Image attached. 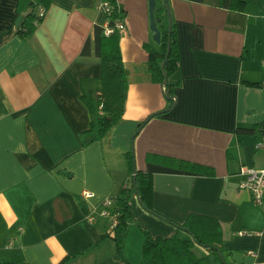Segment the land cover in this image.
Listing matches in <instances>:
<instances>
[{
	"label": "crops",
	"instance_id": "1",
	"mask_svg": "<svg viewBox=\"0 0 264 264\" xmlns=\"http://www.w3.org/2000/svg\"><path fill=\"white\" fill-rule=\"evenodd\" d=\"M40 1L0 0V264H125L110 235L113 217L101 211L130 177V150L136 167L154 175L157 212L178 223L192 213L214 216L230 264H264V204L240 187L242 166H264L257 148L264 139V0H243V9L233 8L234 0H169L181 52L170 109L149 67L148 47L160 48L149 0H117L128 92L123 117L102 139L81 136L102 113L101 59L94 44L81 54L95 26L107 24L102 0H52L24 37L21 23ZM91 94L92 110L82 99ZM150 155L211 173L158 164ZM131 205L124 255L141 264L145 227L155 237L177 227L146 210L138 195Z\"/></svg>",
	"mask_w": 264,
	"mask_h": 264
},
{
	"label": "trees",
	"instance_id": "2",
	"mask_svg": "<svg viewBox=\"0 0 264 264\" xmlns=\"http://www.w3.org/2000/svg\"><path fill=\"white\" fill-rule=\"evenodd\" d=\"M51 3L52 0H41L37 5L33 4V9L21 23V34L24 37L33 35L38 25L45 18V15H40L38 11H35L36 8L42 6L47 11ZM245 4L246 2L243 0H234L232 6L233 8L243 9ZM160 11L165 12V16L161 18L163 22L162 39L159 49L148 47L149 67L153 81L162 84L165 80L162 63L167 58L170 45V53L165 64V71L169 76V80L165 85L164 91L166 98L169 100L170 106L168 109H170L176 100L174 98L176 96V84H173L170 78L179 70L181 52L177 25L173 23L170 33L169 18L165 7H162ZM120 15H123L122 8L110 18L111 23H114L115 17ZM120 36L119 32L106 35L105 26L97 25L82 49V55H90L94 44L96 54L101 59L102 87L100 94L97 96V104L98 108L101 104L103 105V112L101 114L98 113L97 124L92 122L90 128L81 133L82 137L94 135V137L102 139L124 115L128 82L120 46ZM82 99L91 110L94 108V97L92 94L83 96ZM242 131L251 132L252 129L242 128L240 132ZM125 156L129 165L130 177L116 196V204L112 208V213L118 214V223L110 232L116 250L125 264H129L124 255V249L129 223L134 218L131 200L135 195L139 196L140 203L146 210L177 227V233L172 236L156 237L152 235L148 227H145L141 264H230L232 251L223 247L222 221L214 216L192 213L185 222L178 223L157 212L154 209L153 202L154 175L151 172L136 168L133 150L126 152ZM148 158L158 164L206 174L211 173L209 167L187 160L160 155H150ZM181 231L186 232L189 237H182L180 235ZM64 262L61 264H64ZM5 264L18 263L7 259Z\"/></svg>",
	"mask_w": 264,
	"mask_h": 264
},
{
	"label": "built area",
	"instance_id": "3",
	"mask_svg": "<svg viewBox=\"0 0 264 264\" xmlns=\"http://www.w3.org/2000/svg\"><path fill=\"white\" fill-rule=\"evenodd\" d=\"M101 7L104 9L107 15V24L105 25V34L110 35L115 32L123 33L126 29V23L124 16L120 15L115 17L114 23H111L113 15L121 9L119 2L113 0H102ZM38 13L40 15H46L47 11L44 7L38 8ZM264 15V8H263ZM101 111L103 112V105H100ZM257 148L264 150V139L260 140L257 144ZM241 174L244 175V179L240 183V187L247 189L252 194L253 202L257 205L264 204V166L262 167H252V166H242ZM85 196H93L94 193L90 191L84 192ZM116 204V196H109L103 200L101 215L112 216L113 217V227L118 223V214L112 213V208ZM95 217L91 216L93 220ZM17 238L10 240L8 247L11 248L16 244Z\"/></svg>",
	"mask_w": 264,
	"mask_h": 264
},
{
	"label": "water",
	"instance_id": "4",
	"mask_svg": "<svg viewBox=\"0 0 264 264\" xmlns=\"http://www.w3.org/2000/svg\"><path fill=\"white\" fill-rule=\"evenodd\" d=\"M150 3V19H151V28L154 32V39L157 42H161L162 39V30L159 27V22H161V18L159 17L158 13L159 10H161L162 7H165L168 18H169V29H170V33L172 31V27H173V16H172V12H171V8L169 5V0H149ZM158 5H161L158 7ZM22 20V17L19 18V22ZM170 53V45H169V50L167 53V58L163 61L162 63V68L165 74V80L164 82L161 84L163 90L165 91V85L168 83L169 80V76L167 75L166 71H165V64L166 61L168 59V55ZM175 99L176 96H174ZM137 168V167H136Z\"/></svg>",
	"mask_w": 264,
	"mask_h": 264
},
{
	"label": "rangeland",
	"instance_id": "5",
	"mask_svg": "<svg viewBox=\"0 0 264 264\" xmlns=\"http://www.w3.org/2000/svg\"><path fill=\"white\" fill-rule=\"evenodd\" d=\"M164 95H165V94H164ZM180 235H181L182 237H189V235H188L186 232H184V231H181Z\"/></svg>",
	"mask_w": 264,
	"mask_h": 264
}]
</instances>
